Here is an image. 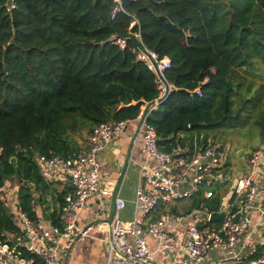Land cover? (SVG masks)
Returning <instances> with one entry per match:
<instances>
[{
  "label": "trees",
  "instance_id": "obj_1",
  "mask_svg": "<svg viewBox=\"0 0 264 264\" xmlns=\"http://www.w3.org/2000/svg\"><path fill=\"white\" fill-rule=\"evenodd\" d=\"M14 3L10 9L0 0V186L6 177L20 181V207L29 215L33 188L60 203L68 192L46 182L35 159L74 157L96 125L135 121L158 96L155 74L132 50L138 31L171 59L167 74L177 87L149 116L161 150L192 155L211 131L235 127L244 115L264 141V0H122L126 12L114 18V0ZM133 16L139 26H131ZM114 34L131 35L125 48ZM198 87L203 96L192 99L189 90ZM220 197L202 202L216 210ZM6 233L22 228L0 204V241Z\"/></svg>",
  "mask_w": 264,
  "mask_h": 264
},
{
  "label": "built area",
  "instance_id": "obj_2",
  "mask_svg": "<svg viewBox=\"0 0 264 264\" xmlns=\"http://www.w3.org/2000/svg\"><path fill=\"white\" fill-rule=\"evenodd\" d=\"M15 0H8L10 9ZM126 12L122 0H114L111 17ZM140 25L133 16L131 26ZM139 42L133 47L136 58L155 74L158 96L141 108L136 120V138H141L148 158L157 165L144 174L136 189V203L140 214L133 219L121 216L126 200L120 187L104 188L102 185L99 155L113 141L121 137L130 120L108 121L96 125L84 150L71 158L41 155L37 160L41 175L46 182H69L71 189L64 195L55 217L38 216V194L31 201L35 216L24 212L19 202V186L7 178L0 186V199L16 217L22 233H6L0 241V264H58L65 259L77 240L91 234L93 223L80 224V215L87 200L100 192L113 199L114 211L109 226L108 254L106 264H199L202 257L214 249L223 252V264H264V149L245 154V170L235 175L230 147L209 139L207 144L197 146L192 155L188 150L173 153L159 147V136L149 122L153 109L157 108L177 90L168 77L172 67L168 56H160L143 41L140 31L132 34ZM112 42L125 48L131 35H112ZM192 99L202 97L201 87L189 90ZM147 169V166H144ZM125 176V174H124ZM20 183V181H19ZM34 187L32 184L27 183ZM224 189L222 194L218 191ZM213 200L220 197L216 210L205 203L188 210L168 208L171 203L187 199ZM160 211V212H159ZM214 212H224L219 221H212ZM256 234L259 237L255 240ZM149 237L159 240L157 251L163 261L155 259ZM186 252L180 259L179 249ZM33 257L24 256L23 253ZM165 260V261H164Z\"/></svg>",
  "mask_w": 264,
  "mask_h": 264
},
{
  "label": "crops",
  "instance_id": "obj_3",
  "mask_svg": "<svg viewBox=\"0 0 264 264\" xmlns=\"http://www.w3.org/2000/svg\"><path fill=\"white\" fill-rule=\"evenodd\" d=\"M138 121H130L120 138L113 141L99 155L101 161L102 185L104 188L116 189L120 187L121 196L126 200V208L121 216L124 219H133L140 214L139 205L136 203V189L144 174H147L152 167L157 165V160L148 158L143 149L141 138H136ZM147 166V169H144ZM125 174V176H124ZM57 192L69 191V182H53ZM37 191V190H36ZM181 203V202H179ZM179 203H171L168 208L181 209ZM60 201L47 192H39L37 199L38 216L44 218L55 217L60 209ZM182 210V209H181ZM114 211L113 199L98 192L87 200L86 208L80 215V224L93 223L94 228L91 234L84 239L77 240L70 249L68 256L58 264H106L108 254L109 226ZM160 212V211H159ZM259 237L255 236V240ZM151 249L155 250V259L163 261V257L157 251L160 242L154 237H149ZM180 259L186 257L182 248L176 254ZM222 251L214 249L206 253L199 264H223ZM165 261V260H164ZM174 259H167V264H174Z\"/></svg>",
  "mask_w": 264,
  "mask_h": 264
},
{
  "label": "rangeland",
  "instance_id": "obj_4",
  "mask_svg": "<svg viewBox=\"0 0 264 264\" xmlns=\"http://www.w3.org/2000/svg\"><path fill=\"white\" fill-rule=\"evenodd\" d=\"M237 98L240 103H243L241 102L240 97ZM238 104L239 103H236L237 106H239ZM146 106L147 105H144L143 107ZM248 111L249 110L246 107L244 112L247 114ZM211 132L213 134L211 135V140H215L217 143L230 147V154L233 157L232 165L234 168L235 175H242L241 173H243L245 170V162L242 158L245 154L249 155V153L255 149H264V141L261 139L259 129L254 121V118H251L247 115H244V117L241 118L240 123L235 127L227 128L225 130H213ZM85 137L86 136L84 135L79 137V139L85 142ZM83 142L81 143L84 144ZM6 179L7 177L5 178V180ZM20 183L18 180L14 181L15 187L20 186ZM223 192V188H220L218 191L219 194H222ZM179 204V207H182V210H188L192 208V206H195L194 202H192V200L190 199H187Z\"/></svg>",
  "mask_w": 264,
  "mask_h": 264
},
{
  "label": "water",
  "instance_id": "obj_5",
  "mask_svg": "<svg viewBox=\"0 0 264 264\" xmlns=\"http://www.w3.org/2000/svg\"><path fill=\"white\" fill-rule=\"evenodd\" d=\"M11 161L13 163L16 162V157H12ZM35 163L37 164V160L35 159ZM242 174V173H241ZM240 175V174H239ZM2 177V174L0 175ZM241 176V175H240ZM0 204L5 205L4 202L0 199ZM13 215V214H12ZM224 217V212H214L212 215V221H219Z\"/></svg>",
  "mask_w": 264,
  "mask_h": 264
}]
</instances>
